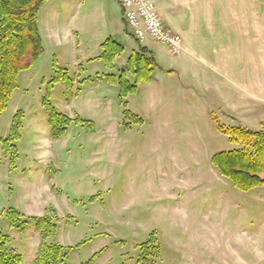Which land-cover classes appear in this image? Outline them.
Instances as JSON below:
<instances>
[{"label":"rangeland","instance_id":"374dc122","mask_svg":"<svg viewBox=\"0 0 264 264\" xmlns=\"http://www.w3.org/2000/svg\"><path fill=\"white\" fill-rule=\"evenodd\" d=\"M189 1L187 36L155 9L179 37L176 53L138 44L116 0L72 2L90 27L78 47L44 42L42 57L18 74L0 115V235L22 264H34L41 244L33 218L54 224L47 244L70 248L61 264L101 251L93 264H264V187L239 192L211 163L239 148L218 126L264 132V0ZM105 26L121 31L113 68L98 59L94 29ZM144 45L153 78L122 99L108 76ZM46 101L73 120L60 137ZM16 115L19 138L6 150ZM10 210L23 229L10 227Z\"/></svg>","mask_w":264,"mask_h":264},{"label":"trees","instance_id":"16d2710c","mask_svg":"<svg viewBox=\"0 0 264 264\" xmlns=\"http://www.w3.org/2000/svg\"><path fill=\"white\" fill-rule=\"evenodd\" d=\"M48 1L0 0V115L7 108L16 89L18 74L29 70L44 53L37 22L41 7ZM125 31H127L126 26ZM100 50L98 59L106 67L113 68L114 60L123 53L124 48L120 43L109 38L102 43ZM153 66L155 60L152 53L147 48L139 46L138 51H133L126 59L125 65L119 69V75L116 77L109 75L108 81L117 86L119 97L124 99L128 95L135 94L141 83H149L152 80ZM125 73L131 75L133 82L125 78ZM62 74L64 80H67L66 73ZM46 108L50 113L53 132L56 137L62 136L73 120L56 113L48 101ZM136 122L141 120L137 119ZM19 128L20 116L16 115L11 124L10 140L4 142L6 150L9 148L6 144L8 141L19 138ZM217 130L231 143L239 145V148L213 155L211 163L220 176L226 178L234 189L242 193L264 187V132L223 126H218ZM13 157L14 155L11 163ZM8 214L10 227L23 229L26 224H21L20 215L13 210ZM31 222L36 224L41 235V244L34 264H61L65 258L63 252L70 248L46 243L55 230L54 224L47 218H33ZM10 245V238L0 235V264H22L21 256L16 254ZM101 252L93 254L84 264H93Z\"/></svg>","mask_w":264,"mask_h":264},{"label":"crops","instance_id":"0c3cea01","mask_svg":"<svg viewBox=\"0 0 264 264\" xmlns=\"http://www.w3.org/2000/svg\"><path fill=\"white\" fill-rule=\"evenodd\" d=\"M56 1L60 0H49L46 2L40 9L38 15V31L41 38L42 43L52 44L53 47L59 48H71L73 51L79 45V41L77 40L81 33H87L90 27H87L86 21L88 17H80L78 18V13L75 14L72 12V2L78 3V8L80 9L83 5V1L85 0H63V3L60 7L55 9ZM157 13L161 17V19L165 22V24L174 32L179 35H189V29L192 28L190 23H184V20L187 19V13L185 12L186 7L191 4L189 0H151ZM122 20V19H121ZM123 22V21H122ZM90 24V22H89ZM121 31L119 30V33ZM117 33H112V30L107 28V26L103 27V30H95L94 29V38L96 40V45L99 48L104 41L109 38L119 36ZM150 40L143 42L142 44H150ZM154 43V42H153ZM141 44V43H139ZM145 47V45H144ZM147 48V47H145ZM185 50L188 47L184 44ZM148 49V48H147ZM149 50V49H148ZM150 51V50H149ZM133 52V51H132ZM151 52V51H150ZM81 60L87 61L90 60V57L84 55L82 52ZM96 57V56H95ZM93 57L92 59H96ZM126 60H124L120 69L125 65ZM73 66L75 68L80 67V59L76 56L73 57ZM234 82L232 80V86H234ZM237 84V83H235ZM239 100L241 99L240 94H238Z\"/></svg>","mask_w":264,"mask_h":264},{"label":"built area","instance_id":"2783aa9c","mask_svg":"<svg viewBox=\"0 0 264 264\" xmlns=\"http://www.w3.org/2000/svg\"><path fill=\"white\" fill-rule=\"evenodd\" d=\"M122 13V21L129 34L138 42L148 39L164 45L169 52L176 53L179 37L164 27L155 12L151 0H116Z\"/></svg>","mask_w":264,"mask_h":264}]
</instances>
